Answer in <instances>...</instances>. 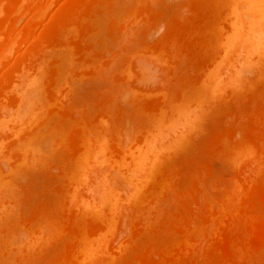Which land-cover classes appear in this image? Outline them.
<instances>
[{"label":"bare ground","instance_id":"obj_1","mask_svg":"<svg viewBox=\"0 0 264 264\" xmlns=\"http://www.w3.org/2000/svg\"><path fill=\"white\" fill-rule=\"evenodd\" d=\"M149 1L0 0V264H3L4 261L14 264H19L24 260L28 261L32 258L31 255L37 256L38 248L40 249L42 245L51 240L59 241L62 246L58 242V247H61L58 250H61L59 252L57 250L55 256L53 254V257L50 256L56 264H108L112 259L114 261L126 247L127 249L130 247L128 251L131 250L132 253L130 252L129 256L126 249V256L124 253V255L121 254L124 264H264L263 112L258 111L259 109L256 111L249 108L248 104L245 105V110L243 109L242 113L239 112V115L236 113L237 116L234 114V118L236 117L235 119L238 121L234 119L233 125L230 123L231 126L228 125L224 132L218 130L219 128H216L217 131L213 130L214 133L210 137L212 140H209L210 147L207 145L209 147L208 156L203 155L207 158H204L206 161L199 159L195 161V159L193 161L197 164L194 166L193 161L188 162L187 160L185 164L182 163V166L180 164V167L173 166L174 168H171V166L170 168L173 170L170 169L171 171L168 170L167 173L165 171L161 177L156 178L158 180L153 178L155 168L158 166L156 163L162 161L159 158L161 151L159 149L167 148L165 146L167 138L165 142L161 141L163 136L167 137L170 134L173 139H170L169 136L168 140L176 141L177 137L175 138L176 135H173V132L180 133L186 124L191 127L193 117H197L195 113L187 111L193 115L190 119L182 104L184 101L187 102L186 99H189L191 91L200 89L199 86L204 89L207 87L206 89L212 91L216 90L218 91L216 94L221 91L223 93L227 86L232 90L237 89L242 81V68L248 69L251 66L255 68L253 65L259 63L258 59L264 54V0H197L198 5L193 9L194 12L190 11L193 14H191L192 17H189L190 24L195 27V32L193 35L190 34L192 38H189L193 39V44H190L194 46V49L188 46L190 50L187 51H192L191 55L185 53L186 56L190 55L191 59L189 61L191 69L189 68L188 71L190 75H185L188 79L184 76L176 81L177 78H175L168 84L171 88L176 85L172 89L173 91L168 85L164 87L162 84L163 88L158 87V91H160L158 94H161L159 97L144 99L143 95L146 92L149 94V89L136 87L137 84H133L132 69H139L134 71L136 74L139 73L137 74L138 78L135 79H141L142 75L146 74L143 71L147 66L142 67V65L140 66L141 62L140 64L136 62L137 65L134 64L136 67L131 68L133 64L129 59L132 57L131 54L134 56L135 52L139 51L138 49H142L140 52H145L146 56L151 54L154 59V56L157 55L158 57H155L158 58V62L164 61L170 46L167 41L159 40L158 43H148L146 45L150 47L149 50L145 45L147 42H142L137 49L135 48L134 53L133 50L132 53L128 52L130 55L127 53L130 58L125 57L126 53L121 51L113 53V49L112 51L106 50V53L105 49L107 48L103 49L99 46L106 40L107 29H110L108 32L112 33L114 37L119 33L121 36L125 29H131L132 27L128 28L130 24L132 25L131 21H128L130 23L127 25L125 20L130 15L135 16V12L139 13L136 17L145 16L149 11L145 17L152 14L155 16V11L152 13L153 9H149L151 7L149 4H152ZM147 2L149 3L147 4ZM117 8L123 9H120L121 12L128 11L125 12L126 17L123 16L125 19L121 17L124 21L120 19L124 13L121 14L120 10L118 13ZM22 18L26 20L23 23H21ZM152 19L154 18L152 17ZM128 34L130 33L128 32ZM132 34H130L131 37ZM92 36H96L95 38L100 44L96 43ZM108 37L112 38L110 35ZM115 38H119V36ZM89 39L94 43H91L92 41L90 42ZM118 41L120 42V40ZM95 43L99 45L97 46ZM91 44H95V46ZM235 51L243 52V56L231 63V68L228 69L230 72H227L229 75L226 80H222L220 75L222 73L216 72V62L221 57ZM117 53L118 55H116ZM174 53L177 54V52ZM123 54L125 55L122 56ZM140 55L143 56L141 53ZM131 59L134 60L133 57ZM260 60V63L262 62L264 65L262 58ZM163 65L161 64V66ZM191 70L195 73L193 74ZM104 71L106 72L103 73ZM92 72L102 74L103 78L106 76L109 85L105 86L107 88H105V92L99 91L100 93L94 94L97 98L92 99L93 104L88 100L90 103L87 104L88 106L85 107L84 103L82 104L84 109L79 111V117L82 118L81 124L78 123L77 127L72 130L73 132L71 131L73 135H71V141L68 139L67 144V137L62 139L61 137L67 136L71 128L66 126L67 130H64L65 126L63 125L66 122L63 121L70 120V117H73L79 108H83V106H78L80 104L78 102L79 108L76 107V110L75 105L71 104V102L74 103L73 99L66 98L69 95L67 90L73 85L71 80L73 83L78 80L72 79L73 77L76 78L80 73L77 78L80 76L83 78L85 75L93 74ZM161 81L163 80L161 79ZM140 82L135 81L134 83ZM194 85L196 87L192 89ZM242 86H240L241 89H243ZM135 91H138L137 94L140 92L139 95L134 96ZM154 91L157 92V88ZM124 92L130 94L128 100L125 98L127 94ZM211 94L214 95V93ZM122 96L126 99V103L133 107L128 105L133 110L129 111V108L127 110L129 112L132 110L135 118L146 117L142 119L143 121L148 117L149 119L157 117L158 120L162 114L167 112L166 110H169V107L175 112L173 116L182 118L187 116L188 118L184 120V126L177 128L172 134L169 133V127H167L168 133H161L162 131L159 129L162 125H160L158 133L156 130L153 132L155 136L147 134L146 131L143 133L144 135L141 132L143 137H140V142L137 140L138 143L130 141L131 139L136 141L135 136L130 140L124 139L122 136L121 140L119 139V136L121 137L118 132L119 128L121 129L126 121H131L130 118L125 119L128 117H124V113L133 116L132 113L127 114V107L125 110L123 109L122 113L120 109H117L119 105L113 106L115 100H120L123 98ZM65 98L67 102L64 101ZM69 98L71 99V97ZM169 100L174 101L167 103ZM82 102L87 103L83 100ZM249 102L250 100L247 103ZM177 104L178 106H176ZM172 105H175L173 107L176 109L171 108ZM177 107L179 108L177 109ZM74 109L77 112L73 115ZM240 110L238 109V111ZM53 117H58L57 120L59 117H63V119L60 118L62 121L59 120L61 123L63 122V128L61 123L55 122ZM93 118L96 122L94 124ZM135 118L132 117V119L138 120ZM240 118H244L245 121L242 120L246 125H243ZM50 120L61 127L57 124L58 127H56L54 123L55 129ZM98 120H101L100 123ZM122 122L124 124L119 127ZM97 124L99 126L96 128ZM139 127H136L137 135L140 133H137ZM143 127L145 128V125ZM124 128L122 129L125 130ZM140 128L139 131L143 130ZM188 128L185 127L186 131H182L180 134L176 132L177 135L182 137L185 134L183 132H189L190 128ZM131 131L133 130L130 129ZM54 137L58 139L55 141ZM156 137L157 139H154ZM63 139L66 140L67 145L62 141ZM125 140L127 141L125 142ZM58 142L59 144L63 142L64 144H62L66 145L63 149H66L68 158H71L67 159V163L60 167L62 173H58L59 176L54 177L53 183H50L46 188L51 193L53 192L51 195L54 198L47 199V202L41 200L40 206L38 204V207L34 206L37 209L33 208L32 212H28L27 215L21 213L22 218L18 222L16 219L19 218H15L17 223L13 222L14 218H10V214L14 210L15 199H17L14 194L17 188L15 186L16 178L28 166L41 165L42 162L44 165L49 151L47 147L54 143L58 145ZM176 144L175 142L174 145ZM167 145H171L170 141ZM169 147L167 148L169 151L174 148ZM167 149L165 150L168 151ZM161 153L165 154V151H161ZM162 154L161 157H163ZM214 157L224 164L219 162V166H221L217 168L218 171L215 168L216 163L211 164ZM162 162L159 163V166ZM226 163L227 169L225 168ZM212 165L214 167H211ZM73 167L82 168L80 177L74 178V172L71 171V169L75 171ZM56 169L58 170L57 167ZM225 169L227 173L223 176L222 173ZM152 179H155L157 184L153 180L154 184L151 185ZM122 182L123 184H121ZM125 185H128V188ZM50 186L52 187L50 188ZM122 186H124L123 190L127 188L128 191H120ZM146 186L149 188L148 192L146 191L147 194L153 191L154 196L156 195L155 198L151 197L153 196L150 195L151 193L148 195L149 197L147 196L143 189L147 188ZM14 187L16 188L14 189ZM141 191L144 194L142 196ZM120 192H123V195ZM157 195L160 196L159 199ZM156 199L161 202L166 200L163 202L165 205L160 204V201L157 202ZM146 201L147 203H145ZM154 202L156 204L152 206ZM18 204L20 206L19 202ZM159 204L158 207L163 205L162 209L157 208ZM151 206L154 207L152 208L154 213L150 209ZM124 216L128 218L125 228L129 230V233L127 235L124 233L121 236L119 231L123 225L122 218ZM119 235L122 237L120 240ZM124 235L125 237H123ZM34 252L36 253L34 254ZM35 256L33 257L35 258ZM36 258L38 259V257Z\"/></svg>","mask_w":264,"mask_h":264},{"label":"rangeland","instance_id":"obj_2","mask_svg":"<svg viewBox=\"0 0 264 264\" xmlns=\"http://www.w3.org/2000/svg\"><path fill=\"white\" fill-rule=\"evenodd\" d=\"M122 1H126V0H122ZM149 1V0H148ZM165 1V2H164ZM186 1V2H185ZM150 2V1H149ZM149 2H147V4L149 3ZM159 2V3H158ZM150 3H152V4H149V9L150 10H152L153 12L152 13H154V11H155V16H152V15H154V14H152L151 16L149 15L148 17H145L146 15H148L149 14V12H148V14L146 13V15L144 16H140V17H136L137 16V14H139V13H137V12H135V16H132V15H130V16H128V17H126L125 16V12L127 11H125V12H121V10H123V9H119V8H117V12H118V10H120L119 12H121V14L122 13H124L123 15H121L120 16V19H122V18H124L123 16H125L126 17V19L128 18V19H130V20H125L128 24L127 25H129V23L130 22H128V21H131V23H132V25L130 24V26L128 27V28H131V29H125V30H123V33H121V36H120V33L118 34V35H116L115 37H118L119 36V38H115L113 35H112V33H109L110 32V29H107V30H105V31H107V36L105 37V41L103 42L104 44H101L99 47H103V49L104 48H107V49H105V51L107 50H110V51H112V49H113V53H114V51H119L118 53H120V51L121 52H123V53H126V55L125 54H123L122 56H124L125 55V57H129V56H127L129 53V51H130V53H132L131 51L133 50V53H134V50H136L138 47H139V45H141L142 44V42L144 43V42H147V43H145V45L146 44H148V43H150L151 44V42L154 44V43H158V42H160L159 40H163V41H167V44H168V48H169V50H167V56H166V54H165V56L167 57L166 58V60H162L161 62H158V56L157 55H155V56H157V57H155L154 56V59L156 60V62H155V60L151 57V54H147V56H146V54H145V52L144 53H142V52H140L141 50L140 49H138L137 51L138 52H135V54H134V56H133V54H131L132 55V57L134 58V60L133 59H131L130 57V61H132V64H133V67H132V65H131V68H135L136 66L134 65V64H136V62H137V64H140V62L142 63V64H140V66L142 65V67H145V66H147V67H145L144 69H145V71H143V72H145L146 74H147V76H145L146 74H144V75H142L143 77H141V79H135V78H138L137 77V74H139L138 72H137V74L136 73H134V71H138L139 69H132V72L134 73H132V75H133V78L131 77V81H132V79L134 80V82L135 81H145L143 84L141 83H134L133 82V84L134 85H136V87H143V89L145 88H147V90L149 89V94H147V92H146V94L148 95H146V94H144L143 95V98L144 99H154L155 97H159L160 95L158 94V92L160 93V91H158V89L159 88H163L161 85L163 84L164 85V87L166 86L167 87V85L168 84H170L172 81H174L173 79H175V78H177V79H175L176 81H178V78L180 79V77L181 78H184V76L185 75H187V74H189V68H190V62L189 61H191V59H190V55H191V53L190 52H192V51H187V50H190V48L192 49H194V46L192 45L191 46V44H193V39L191 40V39H189V38H192V36L190 35V34H194V32H195V27H192V25L190 24L191 23V20H190V18L189 17H192V15L191 14H193V9H195L196 8V6L198 5V1L197 0H152ZM154 3V4H153ZM158 3V4H157ZM166 3V4H165ZM192 3V4H191ZM194 3V4H193ZM126 5V4H125ZM136 5H137V3H136ZM135 5V6H136ZM120 6V5H119ZM162 6V7H161ZM192 6V7H191ZM194 6V7H193ZM118 7V6H117ZM121 7H122V5H121ZM126 7V6H125ZM137 7V6H136ZM186 9H185V8ZM123 8H124V4H123ZM187 8H190V9H187ZM127 9H129V7L127 6ZM137 9V8H136ZM155 9H157V10H155ZM125 10V9H124ZM134 10H135V8H134ZM159 10V11H158ZM185 10V11H184ZM137 11V10H136ZM188 11H189V13H188ZM190 11H193V12H190ZM118 12V13H119ZM128 12V11H127ZM117 13V14H118ZM183 13H185V14H183ZM129 14V13H128ZM127 14V15H128ZM157 14V15H156ZM182 14V15H181ZM190 14V15H189ZM160 15V16H159ZM179 15V16H178ZM187 15V16H186ZM49 17H50V15H49ZM49 17H47V18H49ZM122 17V18H121ZM130 17V18H129ZM152 17L154 18V19H152ZM158 17H159V19H158ZM26 18V17H25ZM25 18H22V21H21V23H23L24 21H26L25 20ZM119 18V17H118ZM135 18V19H134ZM138 18V19H137ZM146 18V19H145ZM148 18H150V19H148ZM173 18V19H172ZM119 19V20H120ZM125 19V18H124ZM162 19V20H161ZM182 21H181V20ZM178 20V21H177ZM187 20H188V22H187ZM121 21H124L123 19L121 20ZM142 21V22H141ZM158 21V22H157ZM172 21V22H171ZM125 22V23H126ZM144 22H145V24H144ZM179 22V23H178ZM140 23V24H139ZM186 23H187V25H186ZM138 24V25H137ZM137 25V26H136ZM142 25H144V26H142ZM147 25V26H146ZM180 25V26H179ZM190 25V26H189ZM139 26V27H138ZM168 26H169V28H168ZM186 26V27H185ZM142 27V28H141ZM153 27V28H152ZM140 28V29H139ZM147 28V29H146ZM154 28H156V29H154ZM186 28V29H185ZM138 29V30H137ZM143 29H144V31H143ZM151 29V30H150ZM188 29V30H187ZM193 29V30H192ZM129 30H131V31H129ZM151 31V32H146V31ZM153 30V31H152ZM169 31V32H168ZM176 31V32H175ZM180 31V32H179ZM183 31H184V33H183ZM191 31V32H190ZM125 32V33H124ZM128 32L131 34V33H133L132 34V37H131V35L130 34H128ZM171 32V33H170ZM177 34V35H176ZM183 34V35H182ZM189 34V35H188ZM111 36L112 38H109L108 36ZM125 35H126V37H125ZM135 35V36H134ZM137 35V36H136ZM144 35V36H143ZM173 35H174V37H175V39L173 40ZM179 35V36H178ZM186 35V36H185ZM130 36V37H129ZM141 36V37H140ZM142 36H143V38H142ZM172 38H171V37ZM177 36V37H176ZM181 36V37H180ZM93 37V36H92ZM91 37V38H92ZM96 37V36H95ZM95 37H93L92 39L94 40V41H96V43H99L98 42V40H97V38H95ZM123 37V38H122ZM108 38V39H107ZM122 38V39H121ZM157 38H159V39H157ZM164 38H165V40H164ZM177 38V39H176ZM179 38V39H178ZM116 40V42H115V40ZM155 39V40H154ZM171 39H172V41H171ZM90 40V42L92 41L91 39H89ZM111 41V43H110V41ZM118 40H120V42L118 41ZM126 40V41H125ZM155 42H154V41ZM182 40V41H181ZM186 42H185V41ZM94 41H92L91 43H94ZM101 41V40H100ZM179 41V42H178ZM181 41V42H180ZM188 41H189V43H188ZM89 41H88V43H90ZM169 42H170V44H169ZM172 42V43H171ZM95 43V44H96ZM101 43H102V41H101ZM119 43V44H118ZM122 43H124V44H122ZM175 43H177V44H175ZM191 43V44H190ZM95 44H91L92 46L94 45L95 46ZM100 44V43H99ZM99 44H96L97 46L99 45ZM113 44H115V45H113ZM135 44V45H134ZM152 44V45H153ZM188 44V45H187ZM119 45V47H117ZM131 45H133V46H131ZM174 45V46H173ZM110 46V47H109ZM143 46V45H142ZM190 48H189V47ZM99 47H95V48H99ZM123 47V48H122ZM131 47V48H130ZM144 47V46H143ZM146 47H148L147 45H146ZM179 47V48H178ZM187 47V48H186ZM126 48V49H125ZM136 48V49H135ZM140 48H141V46H140ZM149 48L150 47H148V50H149ZM185 48V49H184ZM182 49V50H181ZM145 50V49H144ZM174 50V51H173ZM107 51H106V53H107ZM109 51V52H110ZM127 51V52H126ZM171 52V54H169L170 52ZM183 51V52H182ZM115 52V53H116ZM174 52H177V54L176 53H174ZM179 52H180V54H179ZM189 52V53H188ZM118 53L116 54V55H118ZM128 53V54H127ZM140 53L143 55V56H141L140 55ZM146 53H148V52H146ZM174 53V54H173ZM190 54L189 56L187 55L186 56V54ZM193 53H195V52H193ZM122 54V53H121ZM138 54H139V56H138ZM168 54H169V56H168ZM173 54V55H172ZM243 54V52H234V53H230V54H227V56L225 55L224 57H221L220 58V60L218 59V61L216 62V72L218 73V71H219V74H220V72L222 73V74H220L221 75V79L222 80H226V77H227V75H229L228 73L230 72L229 70H230V68H231V63L232 62H236V59H239V58H242V55ZM130 55V54H129ZM148 55H149V57H148ZM153 55V54H152ZM170 55H172V56H170ZM178 55V56H177ZM192 55H195V54H192ZM241 55V56H240ZM264 55V54H263ZM261 56L260 57V59L262 58V60L264 61V56ZM144 56H146V57H144ZM162 56H164V55H162ZM174 56V57H173ZM254 56V55H253ZM124 57V58H125ZM143 57V58H142ZM148 57V58H147ZM151 57V58H150ZM142 58V59H141ZM256 58V57H255ZM162 59H164V57H162ZM171 59H173V60H171ZM188 59V60H187ZM223 59V60H222ZM260 59H258V61L257 62H259L258 64H254L253 65V67H255V68H252V66L249 68L248 67V69H246L245 67L244 68H242V71H243V75H242V81H243V83H242V81H241V84H240V86H242V84H243V86H242V88L244 89H241V87L239 86V88L241 89H239V88H237V89H231V88H228V86L226 87V88H224L225 90V92L223 91V93H222V91L221 92H219V93H217L216 94V92H218V91H216V90H214V91H212L211 89H206L207 87H205V89L203 88V87H200L199 86V88L200 89H198L197 88V90L195 91V89H194V87H196L195 85L194 86H192V89H194V90H192L191 91V93H190V95H189V99L187 98L186 100H187V102H183L182 104L184 105V107H183V105L181 104V103H179V104H181L180 106H182L183 108H184V111H191V113H195L196 115H197V117H193V119L191 118L193 115L190 113H188L187 112V115L189 114V117H190V119H192V121L190 120V119H188V120H190L191 122H193L192 124H191V127H189L190 125H188V126H184L183 124H184V120L186 119L187 120V116L186 117H175V116H173V115H175V112H174V110L173 109H170V107H169V110H166L167 112L163 115H161V117H159V119L157 120V117L155 118V117H151V119H149V117H148V119H144L145 121H143L142 119L143 118H146V117H141V118H137L138 120H134V119H132V117H134L135 118V115H133V113H132V105H129V103L127 104L126 102V99L125 98H127V100L129 99L128 97H130V94L128 95L126 92H124V93H126L127 95L125 96V94H122V95H124L125 96V98L123 97V98H121L120 100H115V103L113 104V106L115 107V106H117V105H119V106H117V109L119 110L120 109V111L122 112L123 111V109L125 110V107H127L126 108V110L129 108L128 107V105L129 106H131L132 108H129V111H130V109H132L131 110V112H129L128 110V112L127 111H125V112H127V114L129 113H132V115L133 116H130V115H126V113H124V117H128V118H125L126 120H128L129 118L131 119V121H126V120H124V121H126L125 122V124L122 122V124L119 126V127H121L123 124V126L125 127H123L122 126V128H124L125 130H123L122 128L120 129L119 128V134L121 135V137L119 136V139H121L122 138V136H124L123 138L124 139H127V140H130L132 137H134L135 136V140L136 141H134L133 139H131L130 141L132 142H134V143H138V142H140L141 140H139L140 139V137H143V133H145V131H146V133L147 134H154L153 132L156 130V132L158 131V129H159V127H160V125H162V127H160V131H162L161 133H164V132H169V133H171L172 134V132L173 131H175V130H177V128L179 129L181 126H184V129H185V127H186V129L188 128L189 129V132H183V133H185L184 135H182V137L181 136H179V135H177V131H175V133L173 132V135H176L175 136V138L177 137V140L176 141H174V142H172L173 140H168L172 135H170L169 134V136L167 135V134H163V135H167V137L166 136H163V139L161 140V138H160V140L161 141H163V142H165V139L167 138V142H166V147L168 148L169 146H171V147H174V148H171V152L173 153H171L167 148H163V150L165 151V154L163 153H161L162 154V156L163 157H161V154H160V152L162 151V152H164L162 149H159V150H161L160 152H159V158H160V160L162 159V161H160V162H162L161 164H160V166H159V163L157 164L156 163V165H158L157 166V168H155V175H154V177L153 178H158V176L159 177H161V174L162 173H164L165 171H166V173H167V171L168 170H170L171 168H174L173 166H178V167H180L179 165L181 164V166L183 165V164H185V162L188 160V162H191V161H193V160H195V161H197V159H199V160H205V159H207L206 157H203V155L204 156H208V154H207V152H208V148L210 147V144H209V140L211 141L212 140V138L210 139V137H211V135H213V133H214V129L217 131V129L218 130H222L221 132H224V130L226 129V127L228 126V125H230L231 126V124L230 123H232L233 121L235 122V120H237V119H235L234 118V114L237 116V114L239 115V112H243V109L245 108V105H249V108L251 107L253 110H256L257 111V109H259L258 111H261V112H263L264 113V70H263V66L264 65H262V62L260 63ZM136 60V61H135ZM139 60V61H138ZM260 60V61H259ZM130 61H129V63H130ZM134 61V62H133ZM221 61V62H220ZM229 61H231V62H229ZM154 62V63H153ZM172 62V63H171ZM179 62V63H178ZM182 62V63H181ZM143 63H145L144 64V66H143ZM158 63V64H157ZM166 63V64H165ZM183 63H185V64H183ZM136 64V65H137ZM160 64V65H159ZM161 64H164L163 66H161ZM168 64V65H167ZM173 64V65H172ZM180 64V65H179ZM230 64V65H229ZM159 65V66H158ZM170 65V66H169ZM218 65H219V67H218ZM135 66V67H134ZM150 66V67H149ZM152 66V67H151ZM183 66V67H182ZM188 66V67H187ZM226 66V67H225ZM142 67H139V68H142ZM157 67V68H156ZM186 67V68H185ZM222 67V68H221ZM258 67H261L262 69V71L260 70V68H258ZM177 68V69H176ZM219 68V69H218ZM225 68V69H224ZM226 68H227V70H226ZM154 69V70H153ZM173 69V70H172ZM185 69H187V70H185ZM191 69V68H190ZM193 69H194V67H193ZM221 69H222V71H221ZM229 69V70H228ZM257 69V70H256ZM141 70V69H140ZM166 70H168V71H166ZM223 70H225V71H223ZM260 70V71H259ZM147 71V72H146ZM258 71H259V73H258ZM106 71H104L103 73H105ZM141 72H142V70H141ZM164 72V73H163ZM191 72H192V70H191ZM190 72V73H191ZM224 72H226V73H224ZM228 72V73H227ZM262 72V73H261ZM93 73V72H92ZM97 73V72H96ZM95 72L93 73V74H95V75H93V74H88V76L87 75H85V76H83V78H82V76H80V78H77V77H79V74H78V76L76 77V78H72V79H78L77 81H74V83H73V80H71L72 82V86H71V88L70 89H66L67 90V92H68V94L69 95H67L66 94V92H65V94L67 95L66 96V98L68 99V100H72L74 103H72L71 102V104H73V105H75V108L76 107H78V106H83V108H79V110H77V108H76V110L78 111H76L75 109V111L72 113L74 116L73 117H70L71 119L70 120H68V119H65V120H67V121H63V122H66L65 123V125H63V126H65L64 127V130L66 129L67 130V127L68 128H71V129H69V131H68V135L66 136V135H64L63 137H61V139L62 138H64V137H67L66 138V140H67V144H68V139H69V141H71V138H72V136L71 135H73L72 134V130H74V127L76 128L77 127V124L79 123V124H81L80 123V121H81V119H80V117H79V115H80V113H79V111H82L83 109H84V105H85V107H86V105L88 104H90L88 101H92L91 103L93 104V100H94V98H95V95L97 94L96 92H98V93H100V92H105V88L106 87H108V83H109V81H108V78L105 76L104 78H103V76H102V74H96ZM150 73V74H149ZM193 73V72H192ZM195 73V72H194ZM193 73V74H194ZM140 74H143V73H140ZM178 74V75H177ZM180 74V75H179ZM99 75H101V76H99ZM136 75V76H135ZM171 75V76H170ZM190 75V74H189ZM192 75V74H191ZM224 75V76H223ZM260 75V76H259ZM135 76V77H134ZM141 76V75H140ZM139 76V77H140ZM223 76V77H222ZM93 77V78H92ZM148 77V78H147ZM149 77H150V79H149ZM190 77V76H189ZM82 78V79H81ZM145 78H147L146 80H144ZM185 78H187L186 76H185ZM225 78V79H224ZM246 79V80H244V79ZM96 79V80H95ZM161 79L163 80V81H161ZM167 79V80H166ZM188 79V78H187ZM220 79V80H221ZM166 80V81H165ZM186 80V79H185ZM184 80V81H185ZM82 81V82H81ZM84 81H86V82H84ZM175 81V82H176ZM180 81V80H179ZM245 81H247L248 83H246ZM149 82H150V84H149ZM161 82V83H160ZM145 83H147V84H145ZM178 83H180V82H178ZM178 83H176V84H178ZM245 83V84H244ZM145 84V85H144ZM160 84V85H159ZM196 84V83H195ZM201 84V83H200ZM76 85H77V87H76ZM79 85H81V86H79ZM87 85V86H86ZM140 85H142V86H140ZM148 85V86H147ZM157 85V86H156ZM202 85L204 86V84L202 83ZM201 85V86H202ZM106 86V87H105ZM144 86H147V87H144ZM151 86V87H150ZM175 86L176 85H174V87L172 86V88L171 87H169V85H168V87L171 89V91H173L172 89L173 88H175ZM247 88H246V87ZM81 87V88H80ZM94 87V88H93ZM159 87V88H158ZM78 88H79V90H78ZM152 88H154L153 90H152ZM156 88H157V92H155L154 90H156ZM71 89H72V91H71ZM88 89V90H87ZM107 89V88H106ZM203 89V90H202ZM66 90H64V91H66ZM91 90V91H90ZM97 90V91H96ZM150 90H151V92H150ZM161 91H162V89H160ZM210 90H211V92H210ZM238 92H237V91ZM90 91V92H89ZM100 91V92H99ZM127 91V90H126ZM153 91V92H152ZM82 92V93H81ZM92 92V93H91ZM138 92V91H137ZM137 92L135 91V93L136 94H133L134 96L136 95H139V93L137 94ZM230 92H234V94H230ZM74 93V94H73ZM162 93V92H161ZM188 93V94H189ZM211 93H214V95L213 94H211ZM220 93H222V94H220ZM84 94V95H83ZM95 94V95H94ZM151 94H152V97H151ZM155 94V95H154ZM223 94H225L224 95V97H221V95L223 96ZM229 94V95H228ZM72 95V96H71ZM89 95V96H88ZM94 95V96H93ZM147 97H146V96ZM212 95V96H211ZM73 96H74V98H73ZM92 96V97H91ZM150 96V97H149ZM214 96V97H213ZM219 96V97H218ZM69 97H71V99L69 98ZM77 99H76V98ZM84 97H86L85 99H84ZM221 97V98H220ZM246 97V98H245ZM250 97V98H249ZM253 97H254V99H253ZM256 97V98H255ZM65 98V99H66ZM81 98H83V99H81ZM96 98H97V96H96ZM95 98V99H96ZM214 98V100H212ZM245 98V99H244ZM259 100H258V99ZM67 99L66 100H64V101H66L67 102ZM75 99V100H74ZM93 99V100H92ZM215 99H216V101H215ZM221 99V100H220ZM78 100V101H77ZM82 100L83 101H86L87 103H85V102H82ZM88 100V101H87ZM212 100V102H210ZM224 100V101H223ZM248 100H250V102L249 103H247L248 102ZM76 101H77V104H76ZM174 100H169V101H167V103L169 102H173ZM70 102V101H69ZM80 104H79V103ZM117 102V103H116ZM175 102H176V100H175ZM178 102V101H177ZM243 102V103H242ZM254 102V103H253ZM84 103V105H82ZM124 103H126V104H124ZM79 104V105H78ZM120 104H123L122 106L120 105ZM78 105V106H77ZM87 105V106H88ZM125 105V106H124ZM168 105H171V104H168ZM167 105V106H168ZM253 105V106H252ZM173 106H175V105H172V107L171 108H174ZM176 106H178V104L176 105ZM179 106V107H180ZM261 106V107H260ZM92 107V106H91ZM91 107H90V110H91ZM179 107H177V109L179 108ZM94 108V107H93ZM93 108H92V110H93ZM122 108V109H121ZM168 108V107H167ZM181 108V107H180ZM182 108V109H183ZM188 110H187V109ZM248 108V107H247ZM256 108V109H255ZM263 108V109H262ZM95 109H96V107H95ZM174 109H176V108H174ZM238 109H241L240 111H238ZM251 109V110H252ZM261 109V110H260ZM115 110V109H114ZM245 110V109H244ZM248 110V109H247ZM73 111V110H72ZM115 111H117V110H115ZM178 111V110H177ZM94 112V111H93ZM182 112H183V110H182ZM186 112H185V114H186ZM241 112V113H242ZM123 113V112H122ZM198 113H199V115H198ZM237 113V114H236ZM240 113V114H241ZM257 113V112H256ZM194 114V116H196ZM181 116H182V114H180ZM179 115V116H180ZM130 116V117H129ZM183 116H184V114H183ZM198 116H199V118H198ZM233 116V117H232ZM174 117V118H173ZM57 118L58 117H53V119L54 120H56L55 122H57L58 123V121L59 120H61L60 118H62L63 119V117H59V119L57 120ZM95 118V117H94ZM94 118H93V121H94ZM98 118V117H97ZM135 118V119H136ZM72 119H73V122H72ZM77 119H80L79 121L77 120ZM232 119V120H231ZM235 119V120H234ZM243 120H244V118H242ZM241 118H240V120H242ZM95 120H97V119H95ZM108 120H110V119H108ZM142 120V121H141ZM148 120V121H147ZM160 120V121H159ZM197 122H196V121ZM243 120H242V122H243ZM62 121V120H61ZM61 121H59V123H61ZM100 121L101 120H98V123H100ZM141 121V122H140ZM155 121H157V122H160V123H156ZM172 121V122H171ZM181 122V123H178V122ZM189 121V122H190ZM196 123H195V122ZM238 121V120H237ZM245 121V120H244ZM50 122H51V125H53L55 122L52 120H50ZM49 122V123H50ZM53 122V123H52ZM62 122V123H63ZM147 122V123H146ZM154 122H155V124H154ZM57 123H55L54 125L56 126V124ZM58 123V124H59ZM62 123H61V126H62ZM94 123H96L95 121L93 122V124ZM106 123H107V121H106ZM105 123V126L107 125ZM111 123V122H110ZM140 123V124H139ZM173 123V124H172ZM186 123V122H185ZM244 123V122H243ZM57 124V125H58ZM102 124H103V122H102ZM101 124V125H102ZM137 124V125H136ZM188 124H190V123H188ZM214 124H217V125H214ZM236 124V123H235ZM53 125V126H54ZM100 125V126H101ZM110 125V124H109ZM108 125V126H109ZM145 125V128L143 127ZM149 125V126H148ZM155 125V126H154ZM174 125H177L178 127H176V126H174ZM232 125H233V123H232ZM243 125H246V123H244ZM54 126V128L56 129V127H58V126H56L55 127ZM61 126H59V127H61ZM63 126H62V128H63ZM67 126V127H66ZM78 126H80V125H78ZM97 126H99V124H97L96 125V128H97ZM141 128H143V130H140L139 131V128L140 127ZM217 126V127H216ZM242 126V125H241ZM49 127H51V126H49ZM93 127H95L94 125H93ZM129 127V128H128ZM134 129H133V128ZM136 127H139L138 128V131H137V133L138 132H140L138 135L136 134ZM154 127V128H153ZM157 127V128H156ZM167 127H169V131H168V128ZM171 127V128H170ZM73 128V129H72ZM99 128V127H98ZM101 128V127H100ZM140 128V129H141ZM156 128V129H155ZM175 128V129H174ZM183 128V127H182ZM212 128V129H211ZM217 128V129H216ZM221 128V129H220ZM223 128V129H222ZM51 129V128H50ZM59 129V128H58ZM130 129L131 130H133V131H131L130 132ZM166 129H167V131H166ZM180 130V133L182 132V131H186V129L185 130ZM230 129V128H229ZM127 130V131H126ZM53 131V130H52ZM55 131V130H54ZM57 131V130H56ZM72 131V132H71ZM120 131H122V132H120ZM126 131V132H125ZM159 131V132H160ZM179 131V130H178ZM191 131V132H190ZM213 131V132H212ZM67 132V131H66ZM130 132V133H129ZM133 132V133H132ZM141 132H142V134L143 135H141ZM158 133V132H157ZM160 133V134H161ZM180 133H178V134H180ZM147 134H145V135H147ZM70 135V136H69ZM137 135V136H136ZM141 135V136H140ZM149 135H147V136H149ZM118 136V135H117ZM154 136H155V134H154ZM158 136V135H157ZM162 136H160V137H162ZM178 136L180 137L179 139H178ZM126 137H128V138H126ZM165 137V138H164ZM213 137V136H212ZM54 140L56 139L55 137L53 138ZM58 139V138H57ZM56 139V140H57ZM154 139H157V137L156 138H154ZM170 139H173L172 137L170 138ZM52 140V139H51ZM55 140V141H56ZM66 140H62V141H64V143L66 144ZM122 140V139H121ZM127 140H125V142L127 141ZM137 140H139L138 142H137ZM159 140V141H160ZM53 141V140H52ZM54 141V142H55ZM160 141V142H161ZM168 141H170V144L171 145H167L168 144ZM162 142V143H163ZM172 142V143H171ZM175 142L177 143L176 145H174L175 144ZM47 143V142H46ZM63 142H61L60 144H59V142H58V145L56 144V143H54L52 146H53V148H52V146L51 145H49L47 148H48V152H47V157L45 158V160H44V165H43V162L41 163V165L39 164V165H34V166H28V167H26L27 169H29V170H23L22 172H20V174H19V176L16 178V187H14V189L16 188V191L15 192H17V193H15L14 192V194H16L15 196H16V198L17 199H15L16 201V204H15V206H14V210L12 211V213L10 214L11 215V217L10 218H14L13 220V222H15V223H17L19 220H20V218H22V216L20 215L21 213L23 214H25L26 213V215L27 214H29V213H31L32 212V210H33V208H34V206H37V204L40 206V202H42L43 200H44V202L46 201L47 202V199H53L54 198V196L53 195H51L52 193H51V191L50 190H47L46 188H47V186H49V184L50 183H53V178L54 177H57V176H59L58 175V173L60 174V173H62V171H61V169H60V167L62 166V165H64L65 163H67L66 161H67V159H69L70 160V158H68L69 157V155H68V152H67V154H66V152H65V150L66 149H63V148H65L66 147V145H63L62 144ZM130 143V142H129ZM161 143V144H162ZM48 144V143H47ZM165 144V143H164ZM207 145H209V147L207 146ZM65 146V147H64ZM162 146H164L163 144H162ZM176 146H177V148H176ZM204 146H206V147H204ZM161 148V147H160ZM170 148V147H169ZM165 149H167L168 151H166ZM213 152V151H212ZM211 152V153H212ZM171 153V154H170ZM167 154V155H166ZM201 154V155H200ZM207 154V155H206ZM170 155H171V157H170ZM199 156V157H198ZM209 157H210V154H209ZM216 157V156H215ZM214 157V158H215ZM200 158H202V159H200ZM205 158V159H204ZM209 159V158H208ZM212 159V158H211ZM218 159V158H217ZM47 160H48V162H47ZM198 160V161H199ZM60 161V162H59ZM64 161V162H63ZM195 161H193V163L195 162ZM206 161V160H205ZM212 161V160H211ZM57 162V163H56ZM63 162V163H62ZM69 162V161H68ZM158 162V161H157ZM200 162V161H199ZM219 162H221V161H219V160H216V158L213 160V163H211V164H214V163H216L215 164V168H216V170L218 171V167H220L219 166ZM47 163V164H46ZM59 163V164H58ZM62 163V164H61ZM183 163V164H182ZM193 163H192V165H193ZM46 164V165H45ZM59 165V167H58V165ZM176 164V165H175ZM197 164V163H196ZM195 163H194V166L196 165ZM210 164V163H209ZM221 164H222V162H221ZM57 165V166H56ZM222 165H224V164H222ZM226 165H227V163L225 164V168H226ZM58 168V170L56 169V167ZM172 166V167H171ZM30 167V168H29ZM40 167V168H39ZM44 168V169H42V168ZM55 167V168H54ZM167 167H169V168H167ZM171 167V168H170ZM211 167H214L213 165L211 166ZM227 167H228V165H227ZM38 170H37V169ZM47 168V169H46ZM48 168H49V170H48ZM74 168V167H73ZM193 168V167H192ZM222 168H223V166H222ZM222 168H221V170H222ZM51 169V170H50ZM220 169V168H219ZM227 169V168H226ZM226 169H225V171H224V173H222V175L223 176H225V173H227V171H226ZM56 170V171H55ZM74 170L75 171H73V169H71V171L72 172H74L73 174H74V178H76V177H80L81 176V171H82V168H80V167H75L74 168ZM171 170H173V169H171ZM170 170V171H171ZM52 171V172H51ZM58 171V172H57ZM61 171V172H60ZM70 171V172H71ZM169 171V172H170ZM24 172V173H23ZM57 172V173H56ZM168 172V173H169ZM223 172V171H222ZM165 173V174H166ZM23 174V175H22ZM221 173L219 172V175H220ZM20 175H21V177H20ZM163 175V174H162ZM56 179V178H55ZM155 179H152V181H150L151 182V185H153L154 184V181H155ZM51 180H52V182H51ZM154 180V181H153ZM156 180H158V179H156ZM18 182V183H17ZM21 182V183H20ZM153 182V183H152ZM156 183L155 184H157V181H155ZM24 183V184H23ZM31 185H30V184ZM26 184H27V186H26ZM121 184H123V182L121 183ZM125 184V183H124ZM23 187H22V186ZM148 185H150V183L149 184H147V186ZM19 186V187H18ZM120 186V185H119ZM128 185H125V187H127ZM146 186V187H147ZM52 186H50V188H51ZM123 187L124 186H122V188H120V191L121 190H123ZM149 187V186H148ZM143 188L144 189V192L147 194V192H148V189L149 188ZM21 188V189H20ZM25 188V189H24ZM128 188V187H127ZM127 188H125V190H123V192L124 191H126L127 190ZM31 189V190H30ZM142 189V190H143ZM27 190V191H26ZM30 190V191H29ZM24 191H26L25 192V194H24ZM48 191V192H47ZM128 191V190H127ZM147 191V192H146ZM50 192V193H49ZM123 192H120L122 195H123ZM142 193H141V196H142V194H143V191H141ZM153 192V191H152ZM152 192H150V193H148L147 194V196L150 194V195H153V196H151V197H156V195L154 196V194L152 193ZM27 193V194H26ZM119 193V194H120ZM126 193V192H125ZM125 193H124V195H125ZM21 194V195H20ZM121 194H120V196H121ZM146 194H145V196H146ZM144 195V194H143ZM158 195H160L159 193H158ZM157 195V198L158 197H160V196H158ZM23 196H27L26 198L24 197L23 198ZM53 196V197H52ZM146 196V197H147ZM149 197V196H148ZM143 198V197H142ZM141 198V199H142ZM145 198V197H144ZM153 198V199H154ZM164 198H165V196H164ZM163 198V199H164ZM152 199V198H151ZM151 199H150V201H151ZM159 199V198H158ZM19 200V201H18ZM42 200V201H41ZM162 200V199H161ZM168 200V199H167ZM33 201V202H32ZM148 201V200H147ZM147 201L145 202V203H147ZM156 201H157V199H156ZM155 201V202H156ZM160 200H158L157 202H159ZM166 201V200H165ZM165 201H163V202H165ZM169 201V200H168ZM18 202L20 203V206H19V204H18ZM24 202H26V203H24ZM28 202V203H27ZM38 202V203H37ZM43 202V203H44ZM152 203V206H154L156 203ZM163 202H159L160 204L162 203L163 204ZM43 203H41V204H43ZM149 203H151V202H149ZM167 203V202H166ZM143 204V203H142ZM154 204V205H153ZM158 204V203H157ZM160 204L159 205H157V208H160V209H162V207H163V205H165V204H163L162 205V207H158V206H160ZM25 205V206H24ZM30 205V206H29ZM147 205H149V204H147ZM18 206V207H17ZM150 206V205H149ZM151 206V211L153 210L152 208H154V207H152ZM168 206H169V203H168ZM38 207V206H37ZM166 207H167V205H166ZM36 208V207H35ZM34 208V209H35ZM156 208V209H157ZM24 209V210H23ZM37 209V208H36ZM164 209V208H163ZM19 210H21V211H19ZM158 210V209H157ZM164 210H166V209H164ZM19 211V212H18ZM161 211V210H160ZM160 211H159V213H160ZM29 212V213H28ZM153 213H154V210L152 211ZM155 212H156V210H155ZM161 212H163V210L161 211ZM122 213H123V210H122ZM156 214H158V213H156ZM19 215V216H18ZM15 216H17V217H15ZM21 216V217H20ZM15 218H19V219H16L17 220V222L15 221ZM123 219V225L121 226V228H120V235L122 236V234H126L127 235V233H129V230H127L126 228H125V226L127 227V217H123L122 218ZM125 228V229H124ZM129 229V228H128ZM123 233H122V232ZM125 231V232H124ZM119 234V233H118ZM118 236V238H119V240L122 238L121 236ZM123 237H125V235L123 236ZM114 240V239H113ZM52 242V243H51ZM59 242V241H58ZM58 242H56L55 240H51V241H49V243L47 242V244L45 243L44 245H42V247H40V249L38 248L37 249V253L36 252H34V254L36 253V255L37 256H35V255H33V256H35V258L31 255V259H27L28 261H23V262H21V263H19V264H47L48 262V264H53L54 263V261H53V259H52V257H53V255L55 256V254H57V252H59L60 250H58L59 248H61L62 246H61V244H60V242H59V244H60V246L58 247V245L59 244H57ZM50 244V245H49ZM56 246H55V245ZM44 246V247H43ZM46 246H48L46 249H45V247ZM130 247H128V249H129ZM44 249V250H43ZM127 249V247L126 248H124V251ZM128 249L126 250L128 253H129V256L131 255L130 254V252L132 253V251L131 250H129L128 251ZM58 250V251H57ZM57 251V252H56ZM122 252V253H119L116 257L117 258H115L116 259V261H115V259H114V261H113V259L108 263V264H110V263H112V264H124L123 262H122V259H123V255L126 253V251L125 252ZM42 253V254H41ZM124 253V254H123ZM128 253H127V256H128ZM39 254V255H38ZM53 254V255H52ZM121 254H123L122 256H121ZM41 255V256H40ZM120 255V256H119ZM50 256H52V257H50ZM124 256H126V254L124 255ZM36 257H38V259L36 258ZM44 257H45V259H44ZM118 257H121V258H119V259H121V260H119L118 259ZM30 258V257H29ZM43 259V260H42ZM47 259H49V260H47ZM35 260V261H34ZM47 260V261H46ZM33 261V262H32ZM37 261V262H36ZM115 262H117V263H115ZM14 264L13 262H7L6 263V261H4V263L3 264ZM17 264V263H16ZM54 264H56V263H54Z\"/></svg>","mask_w":264,"mask_h":264}]
</instances>
